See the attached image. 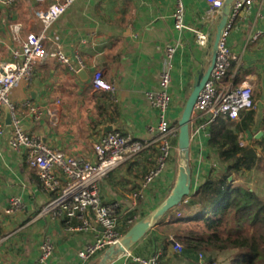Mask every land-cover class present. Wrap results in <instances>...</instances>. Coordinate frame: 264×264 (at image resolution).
Wrapping results in <instances>:
<instances>
[{"label": "crops", "instance_id": "crops-1", "mask_svg": "<svg viewBox=\"0 0 264 264\" xmlns=\"http://www.w3.org/2000/svg\"><path fill=\"white\" fill-rule=\"evenodd\" d=\"M53 3L55 0H20L13 6L0 3V62H14L21 53V44L14 40L11 31L12 24L19 23L22 38L31 33H45L46 50L50 53L61 50L76 71L50 57L36 67L29 85L21 82L15 87L11 100L25 131L69 158L92 163L96 162L94 143L104 135L103 127L112 126L139 141L153 139L150 128L158 124V112L151 107L147 94L159 90L167 49L177 45L171 71L173 102L168 118L179 128L189 85L195 83L199 72L207 67L211 46L202 48L196 43L194 33L176 31L174 0H78L45 30L36 12ZM185 5L188 25L200 30L208 27L204 0H186ZM256 13L253 9L243 15L230 39L233 51L244 61L238 77L241 73H246L245 78L252 76L254 90L259 84L263 95L261 100L254 99L259 109L256 122L242 136L247 144L260 132L264 136V75L260 76V72H264V40L247 44L248 37L262 27L256 21ZM202 50L207 51V61L201 56ZM251 70L255 72H249ZM98 71L117 87L116 101L111 94L94 90L93 77ZM29 105L43 110L40 121L30 116ZM53 117L57 119L56 125ZM3 119L6 127L4 135L0 136V264H78L79 253L93 244L102 229L96 227L88 233L71 231V227L75 229L80 225L78 220L68 224L54 219L52 214L42 213L56 196L44 191L37 174L26 164L25 155L11 149L12 125L6 124L5 111ZM207 142L203 140L201 152L195 145L191 148L195 188L212 168H219ZM155 156L156 150L149 149L115 169L100 183L102 200L117 207L115 216L122 235L157 207L175 185L178 151L168 170L143 189L144 178L156 167ZM242 178L237 179V184L255 189L264 200V172H246ZM63 181L66 184V180ZM135 194L140 196L135 198ZM11 198L20 199L22 208L6 215ZM159 227L140 241L129 256L123 255L110 264H137L133 257L150 258L156 252H163L161 262L165 264L179 256L174 252L171 237L159 233ZM46 240L52 242L54 252L42 263L41 246Z\"/></svg>", "mask_w": 264, "mask_h": 264}, {"label": "built area", "instance_id": "built-area-1", "mask_svg": "<svg viewBox=\"0 0 264 264\" xmlns=\"http://www.w3.org/2000/svg\"><path fill=\"white\" fill-rule=\"evenodd\" d=\"M19 1L0 0V3L13 6ZM37 1L44 2L45 0ZM77 1L55 0V3L47 9L37 11L36 17L42 22L45 30H48ZM174 1L173 19L176 31L194 33L196 43L200 47H210L212 41L210 29L219 21L226 0H204L207 6L208 27L203 30L188 25L186 0ZM253 9L257 10L256 21L260 22L262 27L248 37L247 44H255L264 40V0H235L227 27L219 42L215 67L209 81L199 93L190 128L191 148L195 145L200 152L203 150V140L209 141L211 137V127L221 118L236 122L240 119L241 113L257 109L252 76H247L241 83L238 82V75L244 68V61L242 56L233 51L230 42L237 22ZM11 31L14 40L21 44V53L14 62H0V136L5 133L3 113L4 107L8 106L12 113V133L9 140L11 149L25 155L26 164L35 171L44 191L56 196L46 205L42 213L52 214L54 219L65 220L68 224L75 219L78 220L80 225L75 229L71 227V231L88 233L96 227L102 229L93 244L79 253L78 264H89L92 259L103 255L110 247H117L123 237L118 230L115 216L117 207L105 204L101 198L99 187L102 180L124 163L154 148L156 167L144 178L143 189H147L155 179L168 170L173 157L172 153L178 151L179 128L172 124L168 115L173 102L170 93L173 58L179 45L170 46L167 49L165 66L160 75V88L147 94L151 107L158 112V124L150 128L154 138L139 141L117 130L109 132L95 140L96 162L92 163L83 159L69 158L48 146L40 137L24 130L21 120L15 115V105L11 100L15 87L21 82L29 85L36 67L44 64L50 57L68 65L72 71L75 69L61 50L51 53L46 50L45 33L40 35L31 33L22 38V25L19 23L12 24ZM80 64L84 68L83 63L80 62ZM93 88L97 92L111 94L113 101H116L117 87L107 82L101 71L96 72L93 77ZM29 114L35 121H40L44 112L37 106L29 105ZM53 124H57L55 117H53ZM244 143L242 140L241 144L244 145ZM63 179L66 180V184ZM197 188L194 187V191ZM139 196L135 194V198ZM188 201L189 198L181 205L183 211L174 214L172 210L167 214L164 219L165 223L170 224L185 219ZM21 208L20 199L11 198L5 214L12 215ZM170 242L173 244L175 253L184 252V246L174 238L171 237ZM53 252L52 242L46 240L41 246V262L46 263L52 257ZM127 255L129 256L130 253ZM203 257L200 254V260H203ZM162 258L163 252H156L150 258L133 257L137 264H161Z\"/></svg>", "mask_w": 264, "mask_h": 264}, {"label": "trees", "instance_id": "trees-1", "mask_svg": "<svg viewBox=\"0 0 264 264\" xmlns=\"http://www.w3.org/2000/svg\"><path fill=\"white\" fill-rule=\"evenodd\" d=\"M256 116L253 110L241 113L238 122L221 118L211 127L208 150L225 167L212 168L189 198L182 221L194 224L195 231L178 236L189 262L201 264L190 255L204 252L211 255L204 264H216L229 252L231 264H264V200L255 189L236 184V176L264 172V136L241 144Z\"/></svg>", "mask_w": 264, "mask_h": 264}, {"label": "water", "instance_id": "water-1", "mask_svg": "<svg viewBox=\"0 0 264 264\" xmlns=\"http://www.w3.org/2000/svg\"><path fill=\"white\" fill-rule=\"evenodd\" d=\"M234 2L235 0H226L222 8L216 27L215 39L209 53L208 65L199 72L194 83L192 94L186 103L182 117L179 121V169L174 187L169 195L157 207L138 220L131 229L123 235L120 244L117 247H110L102 255L98 264H110L116 261L117 258L129 254L140 241L159 226L167 214L180 207L186 199L190 198L196 192L194 191L193 170L191 165V120L199 93L209 81L215 67L219 42L227 27ZM4 111L6 113V124L10 126L12 125V113L10 108L5 106ZM102 130L105 135L114 131V128L109 126L103 127ZM262 137L263 133L260 132L256 135L255 139L260 140Z\"/></svg>", "mask_w": 264, "mask_h": 264}, {"label": "rangeland", "instance_id": "rangeland-1", "mask_svg": "<svg viewBox=\"0 0 264 264\" xmlns=\"http://www.w3.org/2000/svg\"><path fill=\"white\" fill-rule=\"evenodd\" d=\"M216 24L212 27L213 28L212 29L213 36H212L211 46L213 45V42H214V39H215V33H216V27H217ZM200 52H201V56H202L203 60L204 61H207V51L202 50ZM249 72L254 73L255 71L251 70ZM245 74L246 73H241V75H240V77L238 79V82L239 83H241L242 81H244ZM262 74L264 75V72H260V76L261 77H262ZM260 84H261V82H260ZM189 86H190V90L187 92V100L190 98V96L192 94L193 87H194V83H191ZM262 97H263V95H262L261 87L258 84L257 88L254 90V99L255 100H261ZM258 109H259V107L256 109V112H257ZM174 154H175V152L172 153V155H174ZM212 156L213 155H211V157ZM214 159H216V157H214ZM216 162H217V160H216ZM217 163L221 167L220 169H223L225 167L219 161ZM236 179H239V177L236 176ZM242 179H244V178H242ZM244 186L247 187V185H244ZM180 211H183V207L182 206L174 209L173 213L176 214V213H178ZM195 227L196 226L194 224H192L191 222L188 223V222H185V221L180 220V221H174L171 224H161L160 227L158 228V232L159 233H162L165 236L167 235L169 237L174 238L177 242H179L180 244H182L183 246H185V241L183 239H181V238L178 237L179 234H181V233H183V234H189V233L195 231L194 230ZM166 230H168V231H166ZM200 254H202L204 256L202 258L203 261H208L211 258V255L206 254L204 252L193 253L190 256L192 257L193 260H198V259L200 260ZM229 254L230 253L227 252L224 255H221V257L219 258V260H218V262L216 264H231L232 263V259L229 256ZM100 257L101 256L99 255V256L95 257L94 259H92V261H91L92 263L91 264H98ZM188 260H189L188 256L186 255L185 252H183L182 254H179V256L172 258V260L169 263H167V264H195V261L189 262ZM161 264H165V263L164 262H161Z\"/></svg>", "mask_w": 264, "mask_h": 264}]
</instances>
